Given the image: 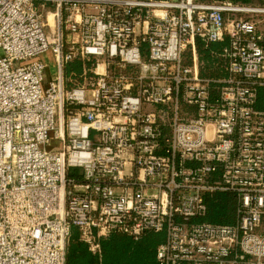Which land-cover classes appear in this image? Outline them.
<instances>
[{"label": "built area", "instance_id": "2783aa9c", "mask_svg": "<svg viewBox=\"0 0 264 264\" xmlns=\"http://www.w3.org/2000/svg\"><path fill=\"white\" fill-rule=\"evenodd\" d=\"M262 90L264 5L0 0V264H66L73 228L94 254L164 233L158 264H264ZM215 194L234 224L204 221Z\"/></svg>", "mask_w": 264, "mask_h": 264}, {"label": "trees", "instance_id": "16d2710c", "mask_svg": "<svg viewBox=\"0 0 264 264\" xmlns=\"http://www.w3.org/2000/svg\"><path fill=\"white\" fill-rule=\"evenodd\" d=\"M199 3L231 2L235 4H260L264 0H196ZM212 45L211 49H219ZM202 61L212 74H216L215 60L210 50L199 46ZM83 64L80 61L70 63L65 68V77L71 73L80 74ZM260 103L264 101V90L260 92ZM236 219V201L231 194H215L208 198V213L204 221L212 224L231 225ZM165 240L164 233H147L139 240L121 234L112 233L100 242L101 251L94 254L89 245L80 238L78 229L73 228L67 247L66 264H158L156 250Z\"/></svg>", "mask_w": 264, "mask_h": 264}, {"label": "rangeland", "instance_id": "374dc122", "mask_svg": "<svg viewBox=\"0 0 264 264\" xmlns=\"http://www.w3.org/2000/svg\"><path fill=\"white\" fill-rule=\"evenodd\" d=\"M82 73V71L80 72V74ZM80 74H77V78H73L72 81L71 80H67L66 79V87L67 88H73L76 85H80L82 84V79L79 77ZM54 147L57 146L56 143H53ZM52 145V146H53Z\"/></svg>", "mask_w": 264, "mask_h": 264}, {"label": "crops", "instance_id": "0c3cea01", "mask_svg": "<svg viewBox=\"0 0 264 264\" xmlns=\"http://www.w3.org/2000/svg\"><path fill=\"white\" fill-rule=\"evenodd\" d=\"M44 60L46 61V63L49 65L48 66V77L51 78L52 73H54L53 70V58L52 55L50 54H45L44 55Z\"/></svg>", "mask_w": 264, "mask_h": 264}, {"label": "bare ground", "instance_id": "6f19581e", "mask_svg": "<svg viewBox=\"0 0 264 264\" xmlns=\"http://www.w3.org/2000/svg\"><path fill=\"white\" fill-rule=\"evenodd\" d=\"M53 70L55 71V68H53Z\"/></svg>", "mask_w": 264, "mask_h": 264}]
</instances>
